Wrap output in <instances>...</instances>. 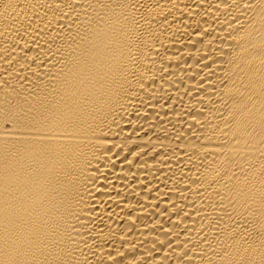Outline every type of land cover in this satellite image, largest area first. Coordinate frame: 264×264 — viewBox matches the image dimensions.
I'll return each instance as SVG.
<instances>
[{
	"label": "bare ground",
	"instance_id": "obj_1",
	"mask_svg": "<svg viewBox=\"0 0 264 264\" xmlns=\"http://www.w3.org/2000/svg\"><path fill=\"white\" fill-rule=\"evenodd\" d=\"M0 264H264V0H0Z\"/></svg>",
	"mask_w": 264,
	"mask_h": 264
}]
</instances>
